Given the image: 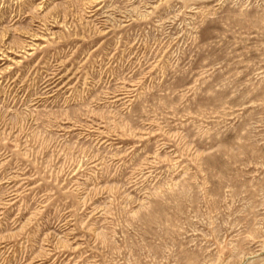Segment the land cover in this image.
<instances>
[{
	"label": "rangeland",
	"instance_id": "1",
	"mask_svg": "<svg viewBox=\"0 0 264 264\" xmlns=\"http://www.w3.org/2000/svg\"><path fill=\"white\" fill-rule=\"evenodd\" d=\"M0 264H264V0H0Z\"/></svg>",
	"mask_w": 264,
	"mask_h": 264
}]
</instances>
